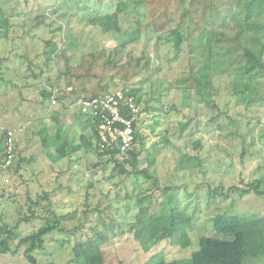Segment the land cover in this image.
<instances>
[{
	"label": "rangeland",
	"instance_id": "1",
	"mask_svg": "<svg viewBox=\"0 0 264 264\" xmlns=\"http://www.w3.org/2000/svg\"><path fill=\"white\" fill-rule=\"evenodd\" d=\"M117 2L118 0H88L87 8H84L79 0H0L5 15L13 23L8 39L0 35L1 221L15 225L20 213L27 212L23 211L22 207L26 204L28 196H36L46 189L51 193L53 207L61 214H70L66 224L69 221L68 225L74 226L85 221L78 235L87 237L92 234V228L98 225L100 215L108 211V202L112 205L110 210L123 216L129 213V219L138 209L137 197L143 196L144 199L146 196L144 202L150 205L161 201L163 188L173 185L181 187L179 193L183 199L182 209L193 215V243L202 235L215 233L212 220L216 214L264 216L263 197L254 193L241 194L240 190L230 191L228 195L222 193V186H225L226 190L231 186L244 188L245 184L241 179L246 182L264 180V70L259 76L246 75L243 89L248 92L241 95L235 91L236 76L240 77V74L216 77L214 109L201 101L193 91L177 88L184 85L178 83V80L189 73L191 62L186 55L167 65L165 80L161 85H144L143 100L151 98L149 104L157 105L155 98L162 92L163 103L166 105V112L163 113L145 111L146 114L139 123V131L146 137L140 167L147 168L158 177V187L144 180L142 176H139L138 181L133 179V176L125 177L123 182H120L119 177L107 179L111 176L112 161L106 155L99 156L94 139L92 149L88 151L85 146L81 147L69 161L63 159L54 162L51 157L46 156L51 152L57 153L52 136H43L38 132L33 136V131L47 127L50 134H55L56 111L64 112L60 114V124L69 140L81 143V136L91 138L92 132L82 117L71 115L73 113L70 109L64 111L60 103L50 105L49 102H43L41 86L37 84L42 76L32 75L33 72L40 71L37 63L46 65V53L53 48L47 44L49 41H53L59 49L74 57L102 48L117 49L121 43L119 34L104 33L100 27L88 23L92 17L114 11ZM133 17L131 15L129 20H122L125 28L136 25ZM261 21L264 22V18ZM21 23L25 24L26 29L21 28ZM142 50L141 41L124 48L119 47L116 61L123 63L131 56H139ZM165 51L168 53L167 48ZM172 55L173 51L170 52V56ZM29 61H34L31 69ZM48 63L52 78L64 70V61L61 58ZM144 106L142 103V108ZM45 114L46 116L40 118V122L38 117ZM156 118L160 121L158 125L155 124ZM36 119L40 123L34 124ZM235 120L236 123H233ZM184 122L188 124L183 128L181 123ZM151 125H155V132H152ZM7 128L15 131L17 144L23 146L21 149L26 156L34 155L36 159L31 165V160L27 159V164L16 172L14 168L6 169L2 166L3 132ZM166 128L169 129L172 143L163 148L161 142L157 147L159 155L155 162L150 164L146 150L151 149L156 141H161L160 134L164 133ZM43 138L48 142L46 148L43 146ZM196 139H201L202 142L199 150H194L193 147ZM137 146L140 147V144ZM196 152L202 166L177 171L181 156ZM134 180L136 182L132 184ZM215 188L218 193H215ZM128 191L134 192L132 194L135 197L131 200L124 199ZM117 196L122 198L117 199ZM120 205L122 208L119 213L116 207ZM97 207L100 210H97ZM86 213L89 214L87 219L84 217ZM40 222V219H36L31 223L22 224L18 229V236L32 233L40 226ZM56 237L58 234L54 233V239L47 244L46 252L49 255L38 253L41 264H63L70 260V249L60 247L56 243ZM15 243H18V239ZM197 249L198 241L187 249L165 241L145 253L130 233L105 246L112 264H118V260H123L125 264H143L155 254L164 255L169 263L173 264L174 260L188 257ZM251 250L245 261L264 264V253L255 256ZM0 264L27 263L21 255H7L0 259Z\"/></svg>",
	"mask_w": 264,
	"mask_h": 264
},
{
	"label": "trees",
	"instance_id": "2",
	"mask_svg": "<svg viewBox=\"0 0 264 264\" xmlns=\"http://www.w3.org/2000/svg\"><path fill=\"white\" fill-rule=\"evenodd\" d=\"M79 1L84 8H87L88 0ZM131 15L134 16L136 25L125 28L122 20L124 18L129 20ZM262 18H264V0H118L114 11L92 17L88 23L100 27L104 33L119 34L120 48L141 41L143 50L139 56H131L125 62L118 63L116 54L119 47L115 50L108 47L74 57L59 49L53 41H49L47 44L53 48L46 53V65L37 63L40 71L39 73L35 71L32 75L42 76L37 84L41 86L43 102L53 105V101L56 100L63 106L64 111L74 107L73 101L76 97H105L122 90L128 95L135 96L139 105L142 106L144 103V111L154 110L163 113L166 112V105L163 103L164 93L160 92L155 98L157 105L151 106L149 104L151 98L143 100V87L146 84L161 85L165 80L167 65L186 55L191 62L189 73L178 80V83L184 85L177 88L193 91L201 101L214 109L216 77L240 74V77L236 76L235 91L236 94L241 95L248 92H244L243 89L246 75L259 76L264 70ZM12 24L11 19L5 15L0 6V35L5 39L10 37ZM20 26L26 29L25 24L21 23ZM74 44L76 45L75 42ZM166 48L168 53L165 51ZM172 51L173 55L170 56ZM58 58L64 61V70L52 78L48 62L57 61ZM29 63L31 69L34 61ZM44 67L46 68L43 69ZM46 85L48 86L45 87ZM60 114V111L55 112L57 123L55 134H50V129L47 127L37 131L43 136H52L57 153L51 152L49 155L54 162L63 159L69 161L71 156L83 146L89 151L92 149L94 139L99 156L106 155L112 161L111 176L107 179L119 177L120 182H123L125 177L133 176V179L138 181L139 176H142L155 187L159 186L158 177L150 173L147 168L140 167L146 137L138 129L135 149L129 150L128 156L122 158L117 149L104 152L99 150L98 117L86 119L92 131L91 138L82 135L81 143H77L73 139L69 140L62 130ZM159 123L156 118L155 124ZM233 123H236V120ZM187 124L188 122H184L181 126L184 128ZM151 129L155 132V125H151ZM10 130L12 128H7L3 132L2 166L6 169L14 168L16 172L27 164V159L17 161L14 159L16 162L13 161L10 166H6L8 159L6 144ZM13 132V147L17 157L18 148L15 131ZM163 132L159 138L161 141H156L151 149L146 150L150 164L154 163L159 155L157 147L161 142L163 148L172 143L169 129L166 128ZM138 143L140 147L137 146ZM43 146L48 147L46 138H43ZM193 147L194 150H199L202 147L201 139H196ZM29 160H31L30 165L32 161L36 162L34 155ZM200 166L202 161L197 152L185 153L181 156L177 171ZM135 180L132 184L136 182ZM241 182L245 184L244 188L231 186L226 190L225 186H222V193L228 195L230 191L240 190L241 194L254 193L264 198L263 179L250 182L241 179ZM217 188L214 190L215 193H218ZM180 189V186H166L163 188L161 201L150 205L144 202L146 196L144 199L143 196L137 197L138 209L129 219L127 218L129 213L123 216L110 210L112 205L108 202V211L100 215L98 225L92 228V234L87 237L78 235L85 221L74 226H69V221L66 224L70 214L59 213L53 207L51 193L45 189L36 196H28L26 204L22 207L23 211L27 212L20 213L15 225H8L0 219V259L7 255L14 257L21 255L27 264H41L38 253L49 255L46 252L47 244L54 239V233L58 234L56 243L62 248H69L71 252L70 260L63 264H112L105 246L126 233L132 235L145 253L165 241L183 249L193 247L198 241L197 250H193L188 257L174 260L173 264H253L245 261L250 249L255 256L264 253V216L258 214H216L212 220L215 233L202 235L193 243L191 233L195 230L194 219L192 214L182 209L183 199L179 193ZM146 191L147 189L142 195ZM132 193H127L124 199H133L135 195ZM121 198L117 196V199ZM116 208L120 213L122 205ZM96 209L100 210L98 207ZM88 215V213L84 215L85 219ZM36 219L41 220L40 226L32 233L19 237V227ZM16 239L18 243H15ZM118 264L125 263L123 260H118ZM143 264L170 263L164 255L155 254Z\"/></svg>",
	"mask_w": 264,
	"mask_h": 264
},
{
	"label": "built area",
	"instance_id": "3",
	"mask_svg": "<svg viewBox=\"0 0 264 264\" xmlns=\"http://www.w3.org/2000/svg\"><path fill=\"white\" fill-rule=\"evenodd\" d=\"M53 105L57 104L54 100ZM74 104L78 112L88 118H99L97 145L101 152L117 149L119 155L128 156L129 150L136 146V131L146 112L136 102L133 95L122 90L105 97H76ZM14 132H8L6 166H10L15 157L13 147Z\"/></svg>",
	"mask_w": 264,
	"mask_h": 264
},
{
	"label": "crops",
	"instance_id": "4",
	"mask_svg": "<svg viewBox=\"0 0 264 264\" xmlns=\"http://www.w3.org/2000/svg\"><path fill=\"white\" fill-rule=\"evenodd\" d=\"M70 110H71L72 113H73V114H71V115H73V116L76 115V116H79L80 118L82 117V120L84 119L85 125H86V126L89 125V124L86 123V118L83 117V116L78 112L77 107H76L75 105H74V107H71ZM61 113L63 114L64 112L61 111ZM43 116H44V115H40V116L38 117L39 119H38V118H37V119L40 121V118L43 117ZM37 119H36L35 121H33L34 124H37V123H40V122H41V121H40V122H37ZM80 126H83V125L80 124ZM88 127H89V126H88ZM91 132H92V131H91ZM34 133H37V131H36V130L33 131V136H34ZM15 139H16V137H15ZM17 140H18V139H16L15 141H16V145H17V148H18V149H17L18 152H17V157L15 158V160H18V159H19V160H21V159H31V158H33V156H31V157H27V156H26V154H25V153L22 151V149H21L23 146H22V145L19 146V145L17 144ZM46 156H49V157H50V155H48V154H47ZM15 160H14V161H15ZM32 163H33V161H32ZM32 163H31V164H32Z\"/></svg>",
	"mask_w": 264,
	"mask_h": 264
}]
</instances>
